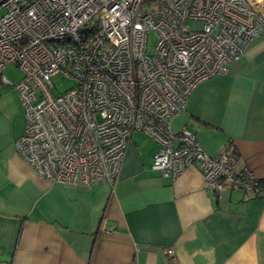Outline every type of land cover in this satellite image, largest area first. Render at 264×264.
I'll list each match as a JSON object with an SVG mask.
<instances>
[{
    "label": "built area",
    "instance_id": "built-area-1",
    "mask_svg": "<svg viewBox=\"0 0 264 264\" xmlns=\"http://www.w3.org/2000/svg\"><path fill=\"white\" fill-rule=\"evenodd\" d=\"M263 35L264 0H0V83L10 84L6 66L23 74L15 149L52 184L113 187L141 131L158 144L152 168L163 177L195 166L219 198L228 189L264 198L237 156H209L192 132L170 127L199 82L227 73ZM59 72L77 84L54 95Z\"/></svg>",
    "mask_w": 264,
    "mask_h": 264
},
{
    "label": "crops",
    "instance_id": "crops-1",
    "mask_svg": "<svg viewBox=\"0 0 264 264\" xmlns=\"http://www.w3.org/2000/svg\"><path fill=\"white\" fill-rule=\"evenodd\" d=\"M13 85L0 83V264H264V198H219L195 166L163 177L152 168L158 144L141 131L113 187L38 177L15 149L25 116ZM170 127L264 180V35L227 73L199 82Z\"/></svg>",
    "mask_w": 264,
    "mask_h": 264
},
{
    "label": "rangeland",
    "instance_id": "rangeland-1",
    "mask_svg": "<svg viewBox=\"0 0 264 264\" xmlns=\"http://www.w3.org/2000/svg\"><path fill=\"white\" fill-rule=\"evenodd\" d=\"M187 25L190 28H198L200 26L199 22L195 21H188ZM156 40V34L153 32H150L148 42H147V48L152 49ZM3 74L13 83H17L21 80L23 74L22 71L19 68L13 67V66H6L3 70ZM51 82L53 83L54 87L52 89V92L54 95L58 93H62L71 87H74L77 84V81L75 78L67 77L63 73L59 72L54 74L51 77Z\"/></svg>",
    "mask_w": 264,
    "mask_h": 264
},
{
    "label": "trees",
    "instance_id": "trees-1",
    "mask_svg": "<svg viewBox=\"0 0 264 264\" xmlns=\"http://www.w3.org/2000/svg\"><path fill=\"white\" fill-rule=\"evenodd\" d=\"M232 62H233V61H232ZM230 63H231V62H230ZM230 63H229V64H230ZM229 64H228V65H229ZM228 65H227V70H228ZM227 72H228V71H227ZM153 141H154V140H153ZM260 181H261V182H264V180H261V179H260ZM238 191H239V190H238ZM240 192H241V191H240ZM242 193H243V192H242ZM243 194H244V193H243ZM253 196H254V195H253ZM255 197H256V196H255Z\"/></svg>",
    "mask_w": 264,
    "mask_h": 264
}]
</instances>
